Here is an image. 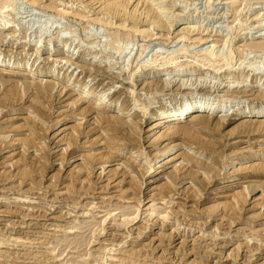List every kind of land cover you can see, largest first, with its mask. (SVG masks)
Masks as SVG:
<instances>
[{"label":"rangeland","instance_id":"obj_1","mask_svg":"<svg viewBox=\"0 0 264 264\" xmlns=\"http://www.w3.org/2000/svg\"><path fill=\"white\" fill-rule=\"evenodd\" d=\"M123 1L125 8L117 16L107 12L108 3ZM263 17L264 0H0V58L10 59V67L0 68V136L6 137L0 138V264H264V171L243 169L251 163L244 154L264 152V129L253 130L251 121L239 125L246 118L234 116L264 105V48L251 47L264 41V22L259 25ZM155 19L163 26L153 23ZM7 25L12 28L4 29ZM229 51L232 59L223 65ZM166 57L176 59L160 65ZM13 61L18 69L11 68ZM74 61L89 69L92 63V72L74 66ZM211 64L221 68L215 71ZM41 69L53 73L54 91L38 93L30 87L31 78L23 75ZM188 69L191 74L181 89V81L166 88L154 83L165 74H185ZM228 71L231 77H225ZM44 79L50 78L43 77L42 83ZM232 80L239 86L230 89L253 91L236 95L228 117L213 114L206 120L208 125L196 126L209 148L193 144L192 151L198 153L189 151L185 159V135L145 138L162 107L185 100L186 92L192 93V103L203 101L208 108L213 101L221 106L230 97V92H223ZM65 81L69 89L59 95L57 85ZM78 85L81 89L86 85L85 90L93 92L89 96L104 95L116 107L122 104L130 109V119L140 127L132 126L135 135L129 134V127L113 131L106 121L98 126L90 123L95 115L91 111L81 119L77 109L66 105ZM8 92L12 98H4ZM27 106L39 110L43 120H33ZM255 115L264 117V112ZM72 122L82 129L79 133L76 128L72 133ZM103 126L106 130L101 132ZM102 136L116 141L112 151L111 146H103L107 141ZM27 137L32 138L31 144L24 143ZM168 142L177 146L166 155H183L185 166L174 171L170 164L162 178L149 180L145 169L167 157L155 159ZM120 143L132 144L133 151L142 145L141 152L132 155L125 149L124 156L116 155L113 150ZM90 152L95 158L82 156ZM32 155L36 161L30 159ZM80 160L89 169L76 170ZM103 160L105 171L99 175ZM132 161L139 168L131 173ZM124 165L129 174L112 171ZM166 179L172 181L168 189H151ZM243 189L237 208L222 204L232 191Z\"/></svg>","mask_w":264,"mask_h":264},{"label":"bare ground","instance_id":"obj_2","mask_svg":"<svg viewBox=\"0 0 264 264\" xmlns=\"http://www.w3.org/2000/svg\"><path fill=\"white\" fill-rule=\"evenodd\" d=\"M34 2V1H33ZM125 5H126V1H123V2H112V3H108L107 4V12L111 15V16H117L120 12H121V8H125ZM6 7V6H5ZM4 8V7H3ZM263 14V13H262ZM147 16H149L150 18L152 17V19H153V16H152V14H150V12L149 11H147ZM261 19V18H260ZM259 19V20H260ZM153 23H156V24H158V26H163V23L161 22V21H159V20H153L152 21ZM164 22V21H163ZM264 22V17L259 21V25L260 24H262ZM12 28V25H7L6 26V28H5V26H4V29H11ZM0 29H2V28H0ZM143 32V31H142ZM10 33V32H9ZM7 36V35H6ZM225 43H227V42H225ZM228 44V43H227ZM251 47H254V48H264V41L263 42H261V43H258V44H251ZM39 50V49H38ZM212 49L209 51V54H211L212 53ZM36 52H37V50H36ZM97 56V55H96ZM207 56H204V59H207L206 58ZM175 57H171V58H164L161 62H160V65H162V66H165L166 64H169V63H173L174 61H175ZM232 59V57H231V52L229 51L228 52V54L225 56V62H224V64L223 65H229V62H230V60ZM60 60V59H59ZM65 60V59H64ZM71 60V59H70ZM70 60H67V62L68 61H70ZM58 61V60H57ZM156 61V59H154V60H151L150 62L151 63H153V62H155ZM71 62V61H70ZM78 62V61H77ZM77 62H72L71 64H73L74 66H76V67H79V68H82L83 70H85V71H88L89 73L90 72H92V65L91 64H89L91 67H90V69L89 68H87L88 67V65H87V67H86V64L84 63V64H78ZM91 62H95V60H93V61H91ZM9 63H10V59L9 58H6V57H2V58H0V68H2V67H10V66H8L9 65ZM15 62L13 61L12 62V64H11V68H17L16 67V63L14 64ZM8 64V65H7ZM114 64V63H113ZM203 64V63H202ZM210 66H213L212 64L210 65ZM183 67V66H182ZM190 68V67H189ZM213 68H214V70L215 71H218L220 68H221V65H219V66H216V67H214L213 66ZM18 69V68H17ZM192 70V69H191ZM144 73V72H143ZM242 73V72H241ZM22 74V73H21ZM52 74L53 73H50V69H45V70H37V71H28V72H24L23 73V75L24 76H27L28 78H31L30 80H28L29 81V83H30V87H32L33 88V86H34V89H36V91L38 90L39 92L38 93H42V92H45V91H54L55 89V82L52 80ZM189 74H191V71H190V69H188V71H186L185 72V74H183L182 72H176V74H175V76H171V77H169V76H166V74L165 75H163V76H161L160 78H159V80L157 81V82H154V83H156V85H158L157 83H161V85H163V87L164 88H166L167 86L169 87V84L171 83V84H173L174 82L175 83H178L179 81H181V83L179 84L180 86H179V88L181 89V87H183V85H184V78H186V76H189ZM230 71H228L227 72V75L228 76H225V77H231L230 76ZM248 75V74H247ZM180 76V77H179ZM240 76H242V75H240ZM43 77H48V78H50V79H44V82L42 83V78ZM145 77H147V76H145ZM200 78V77H199ZM188 79V78H187ZM186 79V80H187ZM145 81V80H144ZM196 81V80H195ZM234 82H237L236 80H232V81H230V84H228V85H226L227 86V88H226V90H224V92L223 93H225V91L226 92H230V93H228V96H229V94H230V97H229V99H228V97H227V101H225L224 102V104H222L221 106L220 105H214V102L213 101H211V103H210V106L207 108V104L206 103H203V101H198V102H191V97L192 96H190V95H192V93L191 92H186L185 93V100H180V102H178L177 104H175L173 107H162L159 111H158V113L156 114V116L154 117V119H153V121L151 122V124L149 125V127L147 128V130H146V133H145V138L146 139H152L153 138V140L154 139H157V140H161V139H164L166 136H167V138H168V136H173V135H176V136H178L179 134H183V135H185V137L187 138H185L186 140H188V143H187V145L185 146L187 149H185V152L186 153H183L184 154V156H185V159H186V155L188 154L189 155V153H194V154H197L198 152L196 151V152H193L192 151V149L193 148H196V147H194L193 146V144H195V146H197V147H201V148H209L210 147V144H208V141H205L204 139H202L201 137H200V134L198 133L199 132V130H197V129H199V128H196V126H199V125H201V127L203 126L204 127V125L206 126V125H208V124H206L208 121H206L208 118H213V114H219V117H220V119H224V117L226 118V117H228L227 115H228V111H229V107H231V105H232V102L233 101H236V99L237 98H235L236 97V95L238 94V93H241V92H243L244 94H246L247 92H252L253 90H252V88H250V89H246V88H242V90H232V89H234L235 87H238L239 85H235V83ZM79 83V82H78ZM147 83H151V82H147ZM213 83V82H212ZM27 84V83H26ZM25 84V85H26ZM145 84V83H144ZM220 84V83H219ZM244 84V83H243ZM71 85V84H70ZM77 85V84H76ZM152 85V84H151ZM211 85V84H210ZM214 85V84H213ZM247 84L245 83L244 85H242V86H246ZM66 81H65V84L63 83L62 85H57V91H58V93H59V95L62 93V92H67V90L69 89V88H67V90H66ZM159 86V85H158ZM166 86V87H165ZM185 86V85H184ZM204 86V85H203ZM253 86V85H252ZM255 86V85H254ZM78 87H79V85H78ZM86 85H84L83 86V88L81 89L80 87V89L79 90H77V92L73 95L74 96V98L73 99H71V101L69 102V103H66V105H68V106H71V108H72V106H73V108H74V111L77 109V111H79L80 112V114H81V119L82 118H84L86 115H88V113L91 111V113H95V115L93 116V118H94V120L93 121H89L90 123H94V124H96V126H98V122L100 123V122H104V121H106V122H108V123H110V125L112 126V128H113V131H115V130H119V129H117L118 128V126L119 127H121V130H122V128H124V127H129V129H130V131L131 130H133L132 128V126H137V129H139L138 128V124L136 123V122H134V120L132 121V119H130V116H132L133 115V112H130V109H126V108H124L123 107V105L121 106V105H119L118 107H116L117 105L116 104H113L114 103V101H112V100H110V98L109 99H105V97H104V95H98V94H94V95H92V96H89L90 94H93V92L92 91H90L89 89H87V90H85L86 88ZM219 87V86H218ZM28 88V87H27ZM149 88H150V86H149ZM230 88H232V89H230ZM30 89V88H29ZM78 89V88H77ZM218 89H220V88H218ZM258 89V88H257ZM261 89V88H260ZM210 90H211V88H210ZM206 91L207 92V94L209 95V97H216V93H215V95H213L212 94V92L211 91ZM223 90V89H222ZM262 90V89H261ZM261 90H260V93H261ZM36 91H35V93H36ZM42 91V92H41ZM202 91V90H201ZM216 91V90H215ZM263 91V90H262ZM34 91H32V93H33ZM65 92V93H66ZM71 92V91H70ZM69 92V93H70ZM203 92H204V90H203ZM214 92V91H213ZM217 92H219L220 93V91L218 90ZM34 93V94H35ZM37 93V94H38ZM46 93V92H45ZM44 93V94H45ZM52 93V92H51ZM74 93V92H73ZM184 93V92H183ZM254 93V92H253ZM257 94H260V93H258V92H256ZM49 93H47V95H48ZM71 94H72V92H71ZM203 94V93H202ZM226 94V93H225ZM243 94V95H244ZM248 94V93H247ZM257 94H255V95H257ZM41 95H43V94H41ZM46 95V94H45ZM224 95V94H223ZM241 95V94H240ZM253 95V94H252ZM255 95H253V96H255ZM12 96H13V94L12 93H10V92H8V93H6V95L4 96V98L6 97V98H12ZM72 96V95H71ZM227 96V95H226ZM225 96V97H226ZM239 96V95H238ZM237 96V97H238ZM92 98L91 100L89 99V98ZM257 97V96H256ZM262 99H264V93L262 94ZM87 98V99H86ZM259 98H261V97H259ZM38 99H39V97H38ZM70 99V98H69ZM191 99V100H190ZM213 99V98H212ZM247 99V98H246ZM209 100H210V98H209ZM208 103V102H207ZM21 107V106H20ZM28 107V106H27ZM194 107H196V109L195 110H197V111H194L193 110V108ZM211 107L213 108V109H211ZM258 107V106H257ZM72 108V109H73ZM115 109V110H111V109ZM31 109V107L29 106L28 108H26V111H27V114L29 115V116H31V118L34 120V119H38L39 118V116H38V114H37V112H39V110L36 112V110H30ZM139 109H143V107H139ZM22 110V109H21ZM72 111V110H71ZM36 112V113H35ZM110 112H112L111 114H110ZM118 112H120V113H118ZM256 112H258V113H263L264 112V105L263 106H260L259 105V107L258 108H253V109H250V110H247V111H245V110H241V111H239V112H235V114H234V116L236 117V118H238V119H240V118H242V117H245L246 119H244V120H242L241 122H239V123H241V124H239V125H244L245 126V124H244V122H247V121H251L252 122V124H254L253 126H252V129L253 130H263L264 129V117H261V116H256L255 115V113ZM75 113V112H74ZM73 113V114H74ZM78 113V112H77ZM76 115V114H75ZM78 115V114H77ZM28 116V118H30ZM91 116H92V114H91ZM140 116V115H139ZM77 117V116H76ZM184 117H188L187 118V120H185V125L184 124H182L181 123V119L182 118H184ZM31 118H30V120H31ZM66 118V117H65ZM87 118V117H86ZM137 118V117H136ZM139 118V117H138ZM216 118V117H215ZM248 118V119H247ZM39 119H41V118H39ZM76 119V118H75ZM217 119H219V118H217ZM219 119V120H220ZM32 120V121H33ZM41 120H43V119H41ZM36 121V120H35ZM210 121V120H209ZM213 121V120H212ZM211 121V122H212ZM216 121V120H215ZM218 121V120H217ZM221 121V120H220ZM34 122V121H33ZM74 122H76V121H74ZM74 122H72L73 123V125H72V127H70V129H72V128H76V125H74ZM176 122H178V123H176ZM57 123V122H56ZM59 123V122H58ZM76 123H79V126L80 125H82V124H80V122H76ZM75 123V124H76ZM167 123V124H166ZM182 125H181V124ZM218 123V122H217ZM35 124V123H34ZM42 124V123H41ZM102 124H104L105 125V123H102ZM166 124V125H165ZM216 124V123H215ZM214 124V125H215ZM248 124V122L246 123V125ZM31 125H33V124H31ZM40 125V124H39ZM58 125V124H57ZM88 125V124H87ZM87 125H86V128H87ZM109 125V124H108ZM108 125H106L107 127H110L111 128V126H108ZM165 125V126H164ZM249 125V124H248ZM30 126V125H29ZM34 126V125H33ZM43 126H44V124H43ZM45 126H47V125H45ZM78 126V127H79ZM89 126V125H88ZM94 126V125H93ZM92 126V127H93ZM96 126H94V127H96ZM105 126V127H106ZM166 127L165 128V130H163V132H161V133H157V129L158 128H161V127ZM31 127V126H30ZM29 127V128H30ZM37 127H38V125H37ZM102 127V126H101ZM100 127V128H101ZM104 126H103V129L101 128V129H99V130H101V132H103L102 130H104V128H105ZM200 127V126H199ZM200 127V128H201ZM202 127V128H203ZM241 127V126H240ZM247 127V126H246ZM250 127V126H249ZM35 128V127H34ZM80 128V127H79ZM85 128V129H86ZM111 128V129H112ZM243 128V127H242ZM251 128V127H250ZM249 128V130L250 131H252L251 129ZM31 129V128H30ZM33 129V128H32ZM31 129V130H32ZM74 129H72L73 130V134L74 133H76L75 131H74ZM77 129V128H76ZM95 129V128H94ZM128 129V130H129ZM135 129V128H134ZM164 129V128H163ZM82 129H80V131H81ZM93 130V129H92ZM106 130V129H105ZM104 130V131H105ZM107 130H108V128H107ZM36 131V130H35ZM77 132L79 131L78 129L76 130ZM79 131V132H80ZM125 130H123L122 132H124ZM138 131V130H137ZM78 132V133H79ZM83 132V131H82ZM96 132V131H95ZM100 132V131H99ZM100 132V133H101ZM109 132V134H112L113 132H111L110 133V131H108ZM126 132H128V131H126ZM134 133L135 131H131V132H129V134H131V133ZM32 133V132H31ZM37 133V132H36ZM77 133V134H78ZM97 133V132H96ZM104 133H107V132H104ZM116 132H114V136H113V138L114 137H116L115 135L117 134H115ZM119 133V132H118ZM125 133V132H124ZM157 133V134H156ZM254 133H255V131H254ZM128 134V133H127ZM128 134V135H129ZM32 135V134H31ZM33 135H36V134H33ZM97 135H100V134H97ZM119 135V134H118ZM122 136H125L124 134H121ZM131 135H135V134H131ZM139 135V134H138ZM72 136H74V135H72ZM72 136H70V137H72ZM105 136V135H104ZM104 136H102L103 138H105ZM140 136V135H139ZM182 136V135H181ZM31 137V136H30ZM30 137H27V138H29V142H27L28 141V139L26 138V140L24 139V143L26 142V143H32L33 141L30 139ZM33 137V136H32ZM35 137V136H34ZM75 137V136H74ZM101 137V136H100ZM128 137V136H127ZM126 136H125V138H127ZM132 137V136H131ZM130 137V138H131ZM0 138H6L5 136H0ZM36 138V137H35ZM75 138H77V137H75ZM111 138V137H110ZM109 137L108 138H105L104 140H105V143H106V141H107V143L106 144H109V145H103L104 147H106L107 149H108V146H111V151H112V148H114V146H112L113 144L115 145V143H116V141L115 142H113L112 143V140L110 141L109 139H110ZM117 138V137H116ZM116 138H114V139H116ZM122 138V137H121ZM130 138H128V140L130 139ZM184 138V137H183ZM98 139H100V138H98ZM34 141L36 140V139H33ZM46 140V139H45ZM76 140V139H75ZM75 140L74 139H72V141H74L75 142ZM116 140H118V138L116 139ZM122 140H124V139H122ZM127 140V141H128ZM130 140H133V139H130ZM32 141V142H31ZM68 141H70V140H68ZM68 141H67V146L68 147H70L71 146V144L70 143H68ZM103 141V140H102ZM102 141H98V142H102ZM36 142V141H35ZM41 142H42V140H41ZM41 142L39 143V144H41ZM44 142V141H43ZM109 142V143H108ZM119 142H121V140H120V138H119V141L117 142V145L119 144ZM131 142V141H130ZM186 142V141H185ZM38 143H36V145H38ZM104 143V142H103ZM132 143V142H131ZM169 143L170 142H168V145H169ZM183 143V142H182ZM73 144V143H72ZM121 144V143H120ZM127 144V143H126ZM125 144V145H126ZM133 144V143H132ZM132 144H128V146H125V145H119V146H116L117 148H116V150H113V153L114 154H116V155H120V156H124V151H125V149H129V153L128 154H131L132 153V155H133V153L135 154L136 152H139V154H140V152H141V149H142V145H140V146H137V149L135 150V151H133V148H135V147H131L130 145H132ZM166 144V143H165ZM171 144V143H170ZM173 144V143H172ZM175 144V143H174ZM184 144V143H183ZM183 144H179V146L180 145H183ZM32 145H35V143L34 144H32ZM43 145H45L44 143H43ZM42 145V146H43ZM211 145H212V142H211ZM39 146V145H38ZM37 146V147H38ZM121 146V147H120ZM177 146V143L175 144V145H169L166 149H165V151H163L162 153H157L156 152V155H155V159L156 158H158V157H160V156H162V155H166L167 153H169L170 151H173V148L174 147H176ZM41 147V146H40ZM45 147H47V145L45 146ZM129 147H131V148H129ZM42 148V147H41ZM37 150H38V148H36ZM35 149V151H37ZM40 149V148H39ZM43 149V148H42ZM48 149V148H47ZM63 150L65 149V148H62ZM61 149V150H62ZM163 149V150H164ZM34 150V149H33ZM62 150V151H63ZM104 150V149H103ZM102 150V151H103ZM194 150V149H193ZM199 150V149H198ZM201 150V149H200ZM61 151V152H62ZM101 151V150H100ZM101 151V152H102ZM108 151V150H107ZM190 151V152H189ZM47 152V151H46ZM49 152V151H48ZM104 152V151H103ZM183 152H184V150H183ZM189 152V153H188ZM203 152H204V150H203ZM63 153V152H62ZM108 153V152H107ZM107 153H105V154H107ZM155 153V152H154ZM182 153V152H181ZM34 154V153H33ZM37 154V152L35 153V155ZM90 154H92L91 152L90 153H88L87 155H83L82 154V156L83 157H85L86 156V158H88L89 157V159H91L90 157ZM95 154V153H94ZM99 154V153H98ZM105 154H104V156H105ZM179 153H177L176 155H171V157L170 156H167V157H165V158H162V159H159L157 162H155V163H153V164H151V166H150V168L149 169H145V172H148V175H147V178L149 179H152L153 181L155 180V179H157V178H162V174L164 173V171H166L169 167H168V165H172V167H173V170L174 171H178V170H180L179 169V166H181V165H184L185 163H183L184 161V157H181V156H183V155H181V154H179ZM93 155V154H92ZM100 155V154H99ZM112 155V154H111ZM116 155H114V156H116ZM138 155V154H137ZM137 155H134L133 157H134V159L136 160V157H137ZM170 155V154H169ZM187 155V156H188ZM30 156V155H29ZM37 156V155H36ZM96 156V155H95ZM95 156L93 155L92 157L93 158H95ZM128 158L127 159H129V158H131L132 156L131 155H126ZM125 156V157H126ZM197 156V155H196ZM199 156V155H198ZM204 156V155H203ZM39 157V156H38ZM80 157V156H79ZM98 157V156H97ZM100 157V156H99ZM98 157V158H99ZM193 156H191L190 155V157H187V159L188 158H190V160H191V158H192ZM244 157H245V159H247L246 161H250L251 163L250 164H248V166H246L245 165V167H243V169H249V168H256L257 170H258V172H259V170H261V171H264V152L263 151H259V150H257L256 152H249V154H247V155H245L244 154ZM34 159L35 157L32 155L31 157H30V159ZM102 159H103V157H101ZM105 158H107V157H104V159ZM114 158V157H113ZM121 158V157H120ZM153 158V157H152ZM223 158V157H222ZM85 159V158H84ZM88 159V160H89ZM97 159V158H96ZM96 159H93V160H96ZM127 159H125V160H127ZM138 159V158H137ZM261 159H263V160H261ZM35 160V159H34ZM37 160V159H36ZM35 160V161H36ZM81 160H82V158H81ZM81 160H80V164L78 165H76L75 164V169L76 170H82V169H84L83 171H85L86 170V168H87V166H88V163L86 164V165H82L81 164ZM98 160H100V159H98ZM98 160H97V162H98ZM131 160V159H130ZM157 160V159H156ZM32 161V160H31ZM91 161V160H90ZM102 161V160H101ZM104 161V160H103ZM108 161V160H107ZM129 161V160H128ZM134 161V160H133ZM133 161L129 164V167H131V173L133 172L132 171V168H133V170L136 168V165L133 163ZM137 161V160H136ZM187 161H189V160H187ZM186 161V162H187ZM197 161V160H196ZM34 162V161H33ZM92 162V161H91ZM91 162H90V164H91ZM96 162V161H95ZM109 162V161H108ZM138 162V161H137ZM190 162V161H189ZM208 162V161H207ZM206 162V163H207ZM231 162V161H230ZM106 162L104 161V162H102L101 164H102V166H100V168H98V169H100V171H99V175H101L102 174V172L103 171H105L104 170V164H105ZM121 163V162H120ZM119 163V164H120ZM122 163H124V162H122ZM129 163V162H128ZM127 163V164H128ZM136 163V162H135ZM150 163V162H149ZM198 163V162H197ZM197 163H196V165H197ZM139 164V163H138ZM230 164V163H229ZM95 165V164H94ZM195 165V166H196ZM224 165V164H223ZM125 167H117V168H114V169H112V171L113 170H116V169H118V171H121V173H123V174H125V175H127V174H129V172L130 171H128V168L129 167H126V165H124ZM185 166V165H184ZM91 167V166H90ZM95 167V166H94ZM141 167H144V166H141ZM182 167V166H181ZM189 167V166H188ZM93 168V167H92ZM125 168V169H124ZM137 168H139V167H137ZM136 168V169H137ZM183 168V167H182ZM190 168V167H189ZM87 169H89V168H87ZM106 169V168H105ZM194 169V168H193ZM74 170V169H73ZM142 171L141 172H144L143 171V169H141ZM187 170V169H186ZM196 170V169H195ZM194 170V171H195ZM109 171H111V170H109ZM109 171H108V173H109ZM135 171V170H134ZM138 171V170H137ZM136 171V172H137ZM140 171V170H139ZM168 171V170H167ZM199 171V170H198ZM198 171L196 170L195 171V173H198ZM210 171V170H209ZM88 172V171H87ZM200 172V171H199ZM202 172V171H201ZM219 172V171H218ZM121 173H119V174H121ZM130 173V174H131ZM140 173V172H139ZM177 173V172H176ZM191 173V172H190ZM207 173V172H206ZM205 173V171H204V174H206ZM86 174V173H85ZM145 174V173H144ZM88 175V174H87ZM86 175V176H87ZM103 175H104V173H103ZM109 175V174H108ZM108 175H107V177H108ZM135 175V174H134ZM142 175H143V173H142ZM201 175V174H200ZM209 175H210V173H209ZM208 175V176H209ZM81 176V175H80ZM121 176H124V175H122L121 174ZM206 176V175H205ZM205 176H203V177H205ZM83 177V176H82ZM81 177V178H82ZM88 177V176H87ZM100 177V176H99ZM104 177V176H103ZM165 177V176H164ZM167 177V176H166ZM79 178V177H78ZM84 178H85V176H84ZM83 178V179H84ZM109 178H111L110 176H109ZM113 178V177H112ZM111 178V179H112ZM129 178H131L132 179V176L131 175H129ZM129 178H128V180H129ZM133 178H135L134 176H133ZM141 178H142V176H141ZM207 178V177H206ZM82 179V180H83ZM110 179V180H111ZM124 179H125V177H124ZM130 179V180H131ZM149 179V180H150ZM203 179H205V178H203ZM81 180V181H82ZM85 180V179H84ZM108 180V179H107ZM129 180V181H130ZM159 180H161V179H159ZM158 180V181H159ZM170 180V179H169ZM168 179H166V180H164L163 182H159L158 184H156V185H154V186H152V190L154 189V190H156V189H158V190H164V189H162V188H167L168 189V187H169V185L171 184V180L169 181ZM115 181V180H114ZM140 181H141V179H140ZM84 182V181H83ZM134 182V181H133ZM210 182V181H209ZM107 183V182H106ZM112 183V182H111ZM118 183V182H117ZM132 183V182H131ZM144 183V182H143ZM149 183H150V181H149ZM102 184V183H101ZM110 184V183H109ZM121 184V183H120ZM137 184V183H136ZM152 184V183H151ZM92 185V184H91ZM102 185H106V184H102ZM108 185V184H107ZM117 185H119V184H115V186L117 187ZM130 185V184H129ZM134 185V184H133ZM138 185V184H137ZM192 185V184H191ZM240 185V184H239ZM100 186V185H99ZM114 186V187H115ZM132 186V185H131ZM130 186V187H131ZM139 186V185H138ZM148 186V185H147ZM96 187V186H95ZM106 187V186H105ZM115 187V188H116ZM119 187V186H118ZM190 187V186H189ZM189 187H187L188 189H190ZM194 187V186H193ZM103 188V187H102ZM110 188H111V186H110ZM126 188V187H125ZM124 188V189H125ZM129 187H127V189H128ZM132 188V187H131ZM191 188H192V186H191ZM106 189V188H105ZM108 189V188H107ZM118 189V188H117ZM120 190H118V191H121V189H122V187H120L119 188ZM133 189V188H132ZM149 189V188H148ZM151 189H149V190H151ZM97 190V189H96ZM101 190V189H100ZM157 190V191H158ZM106 191V190H105ZM117 191V190H116ZM127 191V190H126ZM140 191V190H139ZM189 191V190H188ZM159 192V191H158ZM243 192H244V189L243 190H235V191H232V193H231V195H230V197H229V199L227 200V202L225 201V203L223 202L222 204H224L226 207L228 206V207H230V209L231 210H233L232 208H237L236 206H238V205H240V203L243 201ZM105 193V192H104ZM122 193H125V192H122ZM119 193H117V195H118ZM120 194H121V192H120ZM137 194H139V192L137 193ZM159 194V193H158ZM157 194V195H158ZM161 194V193H160ZM140 195V194H139ZM121 196V195H120ZM132 195H130V197H131ZM134 196H138V195H135L134 194ZM156 196V194L154 195V197ZM117 197V196H116ZM125 197V196H124ZM126 197H127V195H126ZM125 197V198H126ZM140 197V196H139ZM165 198V196L164 197H161V199H164ZM130 199V198H129ZM155 199V198H154ZM137 201V203L138 204H140L141 203V200L139 199V200H136ZM219 204H220V202H219ZM219 204H217V205H219ZM215 205V204H214ZM139 206V205H138ZM213 206V205H212ZM214 207V206H213ZM138 208V207H137ZM211 208V207H210ZM229 210V209H228ZM236 210V209H235ZM234 210V211H235ZM230 211V210H229ZM234 211H232L233 213H234ZM169 216V215H168ZM164 218H165V216H164ZM175 221H176V219H175ZM163 222V221H162ZM178 222V221H177ZM161 223V222H160ZM180 227V226H179ZM176 229V228H175ZM171 230V229H170ZM174 230V229H173ZM201 231V230H200ZM179 232V231H178ZM197 236V235H196ZM198 238V237H197ZM119 244V243H118Z\"/></svg>","mask_w":264,"mask_h":264}]
</instances>
